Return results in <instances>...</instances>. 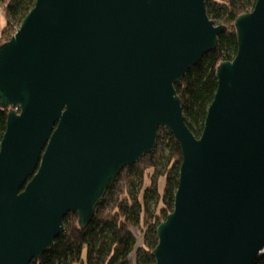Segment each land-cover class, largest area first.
Wrapping results in <instances>:
<instances>
[{"label":"water","instance_id":"1","mask_svg":"<svg viewBox=\"0 0 264 264\" xmlns=\"http://www.w3.org/2000/svg\"><path fill=\"white\" fill-rule=\"evenodd\" d=\"M0 44V264H29L77 213L86 227L124 165L181 152L153 264H252L264 253V0L234 21L202 132L175 85L225 28L205 0H34Z\"/></svg>","mask_w":264,"mask_h":264},{"label":"trees","instance_id":"2","mask_svg":"<svg viewBox=\"0 0 264 264\" xmlns=\"http://www.w3.org/2000/svg\"><path fill=\"white\" fill-rule=\"evenodd\" d=\"M255 0H205L208 17L225 28L216 47L189 67L174 83L181 100L183 118L196 137L202 132L208 105L217 87L216 68L231 61L237 49L235 19L250 11ZM34 0H0L6 41ZM0 39V42H1ZM1 44V43H0ZM7 109L0 106V141L5 131ZM155 146L133 166L124 165L109 183L86 227L80 228L77 213L68 212L64 230L38 258L29 264H153L157 227L173 210L181 161L179 143L170 130L156 129ZM252 264H264V253Z\"/></svg>","mask_w":264,"mask_h":264},{"label":"rangeland","instance_id":"3","mask_svg":"<svg viewBox=\"0 0 264 264\" xmlns=\"http://www.w3.org/2000/svg\"><path fill=\"white\" fill-rule=\"evenodd\" d=\"M4 27H5V15H4L3 10L0 6V35H1ZM18 27H19V24H18ZM18 27H16L15 30L18 29ZM0 39H1V37H0ZM2 42H3V38L1 39L0 43H2ZM162 130H166V129L162 128ZM131 166H133V164Z\"/></svg>","mask_w":264,"mask_h":264}]
</instances>
